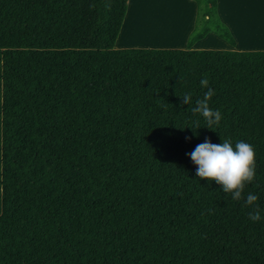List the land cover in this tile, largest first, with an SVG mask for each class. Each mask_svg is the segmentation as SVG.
Here are the masks:
<instances>
[{
  "label": "trees",
  "instance_id": "obj_1",
  "mask_svg": "<svg viewBox=\"0 0 264 264\" xmlns=\"http://www.w3.org/2000/svg\"><path fill=\"white\" fill-rule=\"evenodd\" d=\"M193 1L117 50L128 0H0V264H264V51Z\"/></svg>",
  "mask_w": 264,
  "mask_h": 264
},
{
  "label": "crops",
  "instance_id": "obj_2",
  "mask_svg": "<svg viewBox=\"0 0 264 264\" xmlns=\"http://www.w3.org/2000/svg\"><path fill=\"white\" fill-rule=\"evenodd\" d=\"M138 1L139 0H137V2ZM218 1L219 0H217V10L219 8ZM250 1L251 0H234V2H237L239 4V6L246 5L251 9V11H247V13L245 14V16L248 17L246 19L244 18L245 16L240 17L239 14L235 15V18L233 17L232 19H235L236 21L238 18H240L238 23L247 24L248 26L252 25L255 21L253 16L255 5H250ZM181 2L182 7L178 5L177 7H173L169 6L171 5V3H173L170 0H145L144 3L146 5V8H148V6H154L155 11L158 10L161 15H157V17L154 19L152 15L147 16L143 13L141 15V19L138 20V23L136 24L137 21L135 23H130L132 24V26L129 25V28L127 25L128 21L126 19L128 12L127 7V12L120 33L115 42V49H187V41L195 25L194 23L196 18V5L193 0H181ZM228 12L229 9L227 10L221 7V9H219V19L228 26L232 36H234L233 38H235V35L232 31V28H234V24L230 20V15L228 14ZM248 12L253 16L252 18ZM221 16L226 20L224 21ZM250 18L251 21L249 22ZM179 32L182 35H179ZM132 33L136 34V38H134V36H129V34ZM155 37H158L159 40L155 39ZM190 50L256 52L264 51V46L248 48L241 43H239L238 45V42L236 40L235 45L231 46L215 34L209 33L203 39L195 42L191 46Z\"/></svg>",
  "mask_w": 264,
  "mask_h": 264
},
{
  "label": "rangeland",
  "instance_id": "obj_3",
  "mask_svg": "<svg viewBox=\"0 0 264 264\" xmlns=\"http://www.w3.org/2000/svg\"><path fill=\"white\" fill-rule=\"evenodd\" d=\"M170 1H172L173 3H171V5H169V6L177 7V5H178V6L182 7L181 0H170ZM138 2H137V0H128V12H127V17H126V19L128 21V24H127L128 28H129V25L132 26V24H130V23H135L137 21L136 22V24H137L138 20L141 19V15L143 13L147 16L152 15L154 17V19L157 17V15L158 16L161 15V13L158 10L155 11L154 6L153 7L148 6V8H146V5L144 3L145 0H139ZM218 2H219V8L217 10L218 17H220L219 9H221V7L223 9H227V10L229 9L228 14L230 15L229 16L230 20L234 24L233 25L234 28H232L233 34L235 35L234 39L238 42V45H239V43H241L245 47H248V48H250V47L255 48V47L264 46V0H251L250 1V5L251 4L255 5V9L253 10V16H254L255 21L250 26H248L247 24L238 23L240 18H238L236 21H235V19H232L233 17L235 18V15H237V14H239L240 17L241 16L244 17L245 14L247 13V11H251L250 8H248L246 5L239 6V4L237 2H234V0H232V1H230V0H219ZM235 3H236V5H235ZM141 9H142V11H141ZM157 9H158V7H157ZM249 15L251 16V18L253 17L250 13H249ZM244 18L246 19L248 17L245 16ZM251 18H250L249 22L251 21ZM222 19H223V17H222ZM223 20L225 21L226 19H223ZM235 22H236V24H235ZM135 35L136 34H134V33L129 34V36H134V38H136ZM159 35H160V33H159ZM179 35H182V34L179 32ZM155 39L159 40L158 37L157 38L155 37Z\"/></svg>",
  "mask_w": 264,
  "mask_h": 264
}]
</instances>
